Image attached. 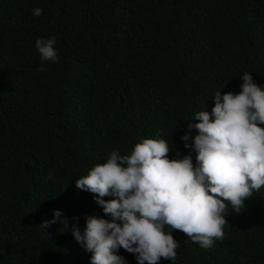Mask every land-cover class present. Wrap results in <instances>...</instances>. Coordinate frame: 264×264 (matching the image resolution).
<instances>
[{
  "label": "trees",
  "instance_id": "trees-1",
  "mask_svg": "<svg viewBox=\"0 0 264 264\" xmlns=\"http://www.w3.org/2000/svg\"><path fill=\"white\" fill-rule=\"evenodd\" d=\"M52 37L58 60L42 62ZM245 72L264 88V0H0V264H91L71 227L110 217L76 180L158 133L195 165L190 119ZM245 205L210 248L174 230L175 264H264V187ZM55 210L68 230L39 227Z\"/></svg>",
  "mask_w": 264,
  "mask_h": 264
},
{
  "label": "clouds",
  "instance_id": "clouds-1",
  "mask_svg": "<svg viewBox=\"0 0 264 264\" xmlns=\"http://www.w3.org/2000/svg\"><path fill=\"white\" fill-rule=\"evenodd\" d=\"M42 12L34 9L35 16ZM55 44V37L36 40L42 62L58 60ZM241 79L240 93L216 92L211 112L198 111L190 119L198 121L188 124L198 134L192 144L189 134L181 139L196 151L195 165L190 154L170 159L172 147L158 133V138H142L130 154L111 151L106 162L76 180L77 190L95 194L110 217L88 216L83 231L78 224L71 227L75 240L92 253L91 264H127L117 254L121 248L135 254L138 264H158L162 258L175 264L174 230L205 249L223 239L229 205L239 214L264 187V88L251 73ZM61 217L55 210L39 227L47 231L59 222L68 230L67 218Z\"/></svg>",
  "mask_w": 264,
  "mask_h": 264
}]
</instances>
